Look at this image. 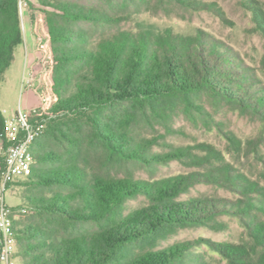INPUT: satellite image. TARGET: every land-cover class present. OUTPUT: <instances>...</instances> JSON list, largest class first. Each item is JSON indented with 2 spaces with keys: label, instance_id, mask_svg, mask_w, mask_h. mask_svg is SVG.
Here are the masks:
<instances>
[{
  "label": "trees",
  "instance_id": "1",
  "mask_svg": "<svg viewBox=\"0 0 264 264\" xmlns=\"http://www.w3.org/2000/svg\"><path fill=\"white\" fill-rule=\"evenodd\" d=\"M35 1L46 24L37 96L46 99L47 115L38 117L44 129L31 145L33 164L31 174L21 178V203L10 207L15 258L21 264H207L195 254L205 246L224 264H264V186L204 143L194 147L202 156L181 148L155 153V140L137 128L153 127L175 102L201 111L194 101L201 95L264 124V81L255 69L202 30L185 35L146 23L124 29L123 17L112 9L77 0ZM97 1L123 12L137 5V0ZM244 4L255 29L264 34L260 3ZM18 5L19 0H0V77L23 43ZM3 122L0 111L4 151ZM183 157L204 171L158 181L126 173L129 167L154 170ZM0 161L1 173L4 158ZM118 168L126 174L119 175ZM202 183L233 197L178 200ZM140 196L145 205L127 212L126 204ZM223 216L240 222L244 241L196 240L161 247L182 228L219 230Z\"/></svg>",
  "mask_w": 264,
  "mask_h": 264
},
{
  "label": "rangeland",
  "instance_id": "2",
  "mask_svg": "<svg viewBox=\"0 0 264 264\" xmlns=\"http://www.w3.org/2000/svg\"><path fill=\"white\" fill-rule=\"evenodd\" d=\"M20 24L23 43L13 52L10 66L0 77V111L5 119H9L18 109L26 110L39 104L37 89L40 81L38 62L44 55L46 24L45 15L35 0H19ZM194 5L180 4L177 0H142L132 5L127 11L120 7L107 6L97 0H77L87 6H99L123 17L120 27L133 28L137 23H146L156 30L170 29L174 33L190 35L202 30L225 45L231 47L245 62L254 68L258 77L264 81V34L255 29L251 10L244 0H188ZM264 10V0H256ZM47 11H52L46 8ZM35 23V28L32 25ZM36 29L38 36L35 35ZM36 63V65H35ZM34 65L36 68H31ZM201 105V111L186 107L183 102H175L166 107L163 120H156L153 127L138 125L139 132L155 140L153 151L165 155L181 148L190 155H200L194 149L197 144L213 146L221 153L225 162L231 164L238 172L245 174L252 181L264 186V124L250 114L241 112L233 105L220 99L201 95L195 100ZM31 109V108H30ZM232 139L235 143L232 142ZM0 132V158H4ZM2 165V161H0ZM134 178L146 181H158L180 175L203 172L204 167L196 164L191 158L171 160L159 165L154 170L144 167H129ZM119 169V175L125 171ZM23 179L15 181L9 187L6 201L9 207L20 205ZM201 196H219L231 199L232 194L217 190L208 184H196L183 193L178 200ZM143 197L130 200L127 212L145 205ZM224 225L219 230L206 227H186L171 234L161 247L176 243L210 240L216 243H239L245 240L244 229L235 218L220 217ZM207 264H224L219 256L213 254L205 246L195 250ZM16 263L21 264L16 258Z\"/></svg>",
  "mask_w": 264,
  "mask_h": 264
},
{
  "label": "built area",
  "instance_id": "3",
  "mask_svg": "<svg viewBox=\"0 0 264 264\" xmlns=\"http://www.w3.org/2000/svg\"><path fill=\"white\" fill-rule=\"evenodd\" d=\"M19 1V5H20ZM46 99H39L35 108L18 109L9 119L4 118L3 132L7 146L4 149L3 169L0 173V264H17L16 238L11 219L12 211L6 201L10 185L31 174L33 156L31 145L43 133L38 117L47 115Z\"/></svg>",
  "mask_w": 264,
  "mask_h": 264
},
{
  "label": "crops",
  "instance_id": "4",
  "mask_svg": "<svg viewBox=\"0 0 264 264\" xmlns=\"http://www.w3.org/2000/svg\"><path fill=\"white\" fill-rule=\"evenodd\" d=\"M23 41H24V39H23ZM35 65H36V63H35ZM34 67L36 68V66L32 65L30 69H32V68H34ZM32 107H33V106L28 107V108H26V110H28V109H30V108H32Z\"/></svg>",
  "mask_w": 264,
  "mask_h": 264
}]
</instances>
